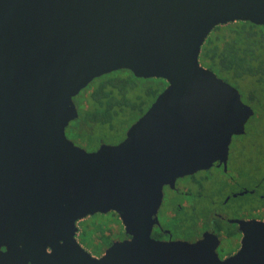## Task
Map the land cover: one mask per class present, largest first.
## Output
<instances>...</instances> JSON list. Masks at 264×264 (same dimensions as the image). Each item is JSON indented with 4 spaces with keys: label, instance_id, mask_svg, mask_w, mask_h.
I'll return each instance as SVG.
<instances>
[{
    "label": "water",
    "instance_id": "1",
    "mask_svg": "<svg viewBox=\"0 0 264 264\" xmlns=\"http://www.w3.org/2000/svg\"><path fill=\"white\" fill-rule=\"evenodd\" d=\"M238 20L264 26V0H0V264H264V219L234 220L224 259L207 233L150 236L163 185L225 162L253 114L198 59ZM119 69L167 85L120 142L87 151L65 134L73 97ZM110 211L130 237L92 256L76 222Z\"/></svg>",
    "mask_w": 264,
    "mask_h": 264
},
{
    "label": "flooded vegetation",
    "instance_id": "2",
    "mask_svg": "<svg viewBox=\"0 0 264 264\" xmlns=\"http://www.w3.org/2000/svg\"><path fill=\"white\" fill-rule=\"evenodd\" d=\"M164 82L163 89L167 85L165 80ZM247 121L244 125V133ZM244 133L232 135L225 162L216 160L207 169L178 177L173 186L163 185L161 202L156 214L153 215L156 220L151 228L150 236L152 238L162 241L194 242L203 238L207 233L211 239L213 236L217 238L215 251L220 259L238 251L243 233L239 224L234 220L264 219V202L262 201L264 198L262 193L264 175L260 176L251 187H247L245 185L247 174L245 173L248 171L241 170L245 164V158L241 156V153H238L237 157H231L233 138ZM99 145L94 148L80 147L87 151H93ZM242 192L244 193L240 194ZM249 194L254 195V199L249 201L240 199L241 196ZM119 232L120 235L110 239L99 254L89 252L79 244L92 256L99 257L113 240L130 237L125 233L124 227ZM1 249L5 250V247H1Z\"/></svg>",
    "mask_w": 264,
    "mask_h": 264
},
{
    "label": "rangeland",
    "instance_id": "3",
    "mask_svg": "<svg viewBox=\"0 0 264 264\" xmlns=\"http://www.w3.org/2000/svg\"><path fill=\"white\" fill-rule=\"evenodd\" d=\"M260 53L261 59L264 60V43ZM227 79L239 90L242 102L253 110V114L246 123L245 133L233 138L231 148V157H237L238 153H241V156L245 158V164L241 170L248 171L245 173L247 174L245 185L251 187L260 176L264 175V72L257 75H246L240 79H234L231 76ZM135 80L137 89L130 91V96L142 95L146 103L150 102L152 96L146 95L145 90L156 86L159 80ZM99 83V79L92 80L73 97L78 109V117L70 121L65 129L66 136L76 145L84 148L97 147L101 142L107 144L119 142L137 116L135 111L127 110L105 124L85 121L83 116L94 106L91 93ZM262 193L264 194V182ZM240 199L249 201L254 199V195H243ZM262 201L264 202V198ZM76 226L78 242L89 252L95 254H99L109 240L118 237L119 231L123 230L119 217L112 211L88 215L77 220ZM99 238L102 239L100 243Z\"/></svg>",
    "mask_w": 264,
    "mask_h": 264
},
{
    "label": "trees",
    "instance_id": "4",
    "mask_svg": "<svg viewBox=\"0 0 264 264\" xmlns=\"http://www.w3.org/2000/svg\"><path fill=\"white\" fill-rule=\"evenodd\" d=\"M263 30V25L239 20L215 26L201 46L198 57L200 64L213 70L218 77L230 84L227 79L230 76L240 79L264 72V60L260 53L264 43ZM95 79H99L100 83L91 93L94 106L86 111L83 118L87 122L102 124L127 110L137 113L135 122L165 86L162 78H138L127 69L103 74L93 81ZM135 79L159 80L156 86L145 90L146 95L152 96L150 102L146 103L142 95L130 96V91L137 89ZM112 213L118 216L114 211ZM101 240L99 238V243Z\"/></svg>",
    "mask_w": 264,
    "mask_h": 264
}]
</instances>
